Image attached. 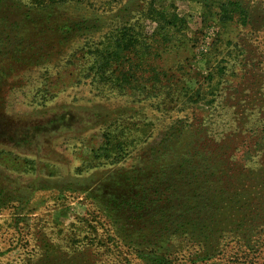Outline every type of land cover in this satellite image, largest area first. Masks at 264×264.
Masks as SVG:
<instances>
[{"label": "rangeland", "instance_id": "rangeland-1", "mask_svg": "<svg viewBox=\"0 0 264 264\" xmlns=\"http://www.w3.org/2000/svg\"><path fill=\"white\" fill-rule=\"evenodd\" d=\"M220 1L0 0V264H264V0ZM155 2L185 30L99 74Z\"/></svg>", "mask_w": 264, "mask_h": 264}, {"label": "trees", "instance_id": "trees-1", "mask_svg": "<svg viewBox=\"0 0 264 264\" xmlns=\"http://www.w3.org/2000/svg\"><path fill=\"white\" fill-rule=\"evenodd\" d=\"M43 1L51 0H41V2ZM230 5H234V7H231ZM115 14L121 17L123 21H125V24L122 23L114 33L113 45H111L110 42L105 43L103 49L97 51V72L102 74V76H105L112 67L116 66L113 75L117 76V81L123 83L130 82V78L136 76V69L140 68V72L143 71L147 66L145 64L148 62L149 57H151L149 56V54L151 55V50L154 49L157 51L159 49V45L156 46L157 41L166 43L169 41L168 33L185 30L188 24L186 19L179 14L161 12L156 7V2L153 5L151 3L149 7L146 6L145 8H140L135 12L130 10L128 6H125ZM216 16V23L220 26L228 23H239L242 19V11L236 2L229 0L224 2L220 1L219 11L216 13ZM135 17L138 18V20L135 21L133 25H130L132 18ZM150 17L157 20V25L154 32L148 37L149 35H147V31L144 29L141 30L142 23L140 20L145 21L151 19ZM149 39H154L155 45H151L148 42ZM135 59H137V61H135ZM149 72H154L159 76L156 69H150ZM145 73L148 72H143V75H145ZM154 79L156 80L157 77ZM211 79H213L211 81L214 82V76H212ZM185 89H188L191 93H197V91H193L191 87H185ZM182 90L184 91V89ZM191 96H194V94ZM190 100L193 103H198L197 99H194L193 97H190Z\"/></svg>", "mask_w": 264, "mask_h": 264}]
</instances>
